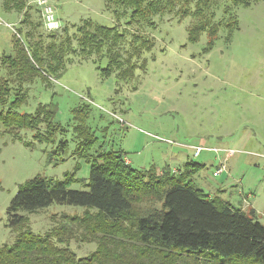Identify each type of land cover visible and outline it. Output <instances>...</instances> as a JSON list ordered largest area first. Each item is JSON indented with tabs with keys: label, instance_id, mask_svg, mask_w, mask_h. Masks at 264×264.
Masks as SVG:
<instances>
[{
	"label": "rangeland",
	"instance_id": "obj_1",
	"mask_svg": "<svg viewBox=\"0 0 264 264\" xmlns=\"http://www.w3.org/2000/svg\"><path fill=\"white\" fill-rule=\"evenodd\" d=\"M36 1L0 0V75L9 81L0 110L13 106L29 115L31 126L0 121V245L11 244L16 235L7 209L19 184L36 175L88 177L89 163L75 153L80 141L73 119L77 108V118L88 110L85 122L97 137L92 156L122 151L135 168L169 165L173 171L187 161L198 162L202 166L189 176L192 184L210 198L253 209L264 224V0L236 7L213 0L205 20L219 27L210 50H204L207 32L196 42L188 39L200 21L192 3L144 0L141 21L127 24L131 9L124 11L123 5L47 0L57 21L49 30ZM96 24L113 29L101 30ZM116 31L124 35L117 37ZM76 38L87 40L90 56L80 53ZM138 48L145 50L138 54ZM20 49L28 50L39 73L32 81L18 83L10 57L2 64L8 56L17 59ZM131 53L135 55L129 59ZM110 59L115 71L101 76L96 65L104 67ZM122 72L132 75L117 80L115 74ZM40 104H49L48 109ZM61 139L67 148L60 153ZM220 166L223 171L214 174ZM70 187L83 189L79 182ZM149 208H160V203L148 196L136 200L137 213ZM23 214L33 233L63 237L62 245L77 257L97 248L94 237H110L93 227L95 210L82 206L54 203ZM222 264L264 263L232 259Z\"/></svg>",
	"mask_w": 264,
	"mask_h": 264
},
{
	"label": "trees",
	"instance_id": "obj_2",
	"mask_svg": "<svg viewBox=\"0 0 264 264\" xmlns=\"http://www.w3.org/2000/svg\"><path fill=\"white\" fill-rule=\"evenodd\" d=\"M105 1L108 6L111 3L123 5L124 11L131 9L127 24L141 21L144 13L140 6L144 0ZM164 1L171 6L179 4L177 2L185 6L193 4L194 17L200 21L190 29L188 39L196 42L202 33L207 32L208 42L204 50H210L219 27V24L205 20V10L213 0ZM227 1L236 7L248 6L258 0ZM87 22L92 23L91 20ZM233 22L234 17L229 24ZM96 27L109 32L113 29L101 24ZM115 34L120 38L124 35L118 31ZM76 39L80 53L90 56L85 47L87 40ZM138 49H141L138 54L145 50ZM26 52L17 51V59L11 56L3 58L4 65L10 57L9 68L20 81L18 83L32 81L39 74ZM134 55L129 54V59ZM107 62L104 67L96 65L101 76L107 77L115 71L110 67L115 66V61L112 63L110 59ZM129 65L132 66L128 60ZM115 75L122 81L132 74L122 72ZM8 84V79L0 75V97ZM48 105L40 104V108L48 109ZM11 108L4 113L0 110L2 123L13 126L25 122L23 127H31L26 122L30 119L28 114L17 112L13 106ZM77 109L73 110V119L80 141L75 153L89 163L88 177L78 179L74 173H66L63 179L36 175L19 184L7 209L9 225L16 235L11 244L0 245V264H201V259L206 258L212 262L220 261V264L232 259L264 263V224L256 218L253 209L244 211L227 200L210 198L192 184L189 176L202 164L187 161L178 171H173L169 165L159 169L155 165L138 169L126 161L122 151H99L92 156L90 151L97 143V137L85 122L88 110L77 118ZM55 111L54 108L48 121H52ZM48 141H54V137ZM66 146V140H59L57 147L60 153ZM86 147L88 149L84 151ZM73 182H79L83 189L71 188ZM142 196L158 201L160 208L137 213L135 202ZM54 203L95 210L93 227L107 232L110 237H94L98 239L97 248L90 255L77 257L68 246L62 245L63 237L33 233L24 224L23 212H34Z\"/></svg>",
	"mask_w": 264,
	"mask_h": 264
},
{
	"label": "built area",
	"instance_id": "obj_3",
	"mask_svg": "<svg viewBox=\"0 0 264 264\" xmlns=\"http://www.w3.org/2000/svg\"><path fill=\"white\" fill-rule=\"evenodd\" d=\"M37 4L41 7L42 17L45 23V26L51 30L57 27V21L55 19L54 11L52 6L47 2V0H37ZM200 148H195L194 155H198ZM223 171V166L217 167L214 174L219 175Z\"/></svg>",
	"mask_w": 264,
	"mask_h": 264
}]
</instances>
